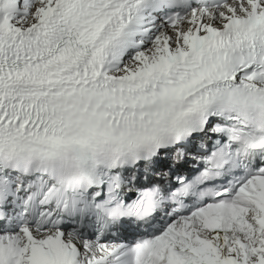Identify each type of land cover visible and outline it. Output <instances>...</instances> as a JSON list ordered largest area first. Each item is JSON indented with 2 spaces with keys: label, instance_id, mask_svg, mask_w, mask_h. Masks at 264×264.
<instances>
[{
  "label": "snow or ice",
  "instance_id": "snow-or-ice-1",
  "mask_svg": "<svg viewBox=\"0 0 264 264\" xmlns=\"http://www.w3.org/2000/svg\"><path fill=\"white\" fill-rule=\"evenodd\" d=\"M0 264H264V0H0Z\"/></svg>",
  "mask_w": 264,
  "mask_h": 264
}]
</instances>
